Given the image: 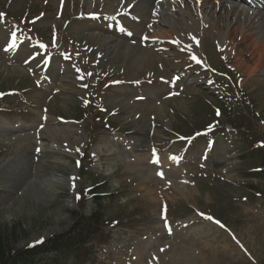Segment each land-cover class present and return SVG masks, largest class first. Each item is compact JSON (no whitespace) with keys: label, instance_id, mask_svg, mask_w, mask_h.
<instances>
[{"label":"rangeland","instance_id":"obj_1","mask_svg":"<svg viewBox=\"0 0 264 264\" xmlns=\"http://www.w3.org/2000/svg\"><path fill=\"white\" fill-rule=\"evenodd\" d=\"M33 6L23 0H0V8L25 22L29 21L23 15ZM136 6L140 16L149 17L148 6ZM223 8L210 10L208 7L206 12L214 16L213 20L223 18L220 23L226 29L232 14ZM233 18L231 25L238 32L229 46L239 47L237 58L244 63L241 68L234 64V69L242 72L241 85L248 95L243 105V99L237 105L236 96L232 95L233 100L230 97L221 104L219 115L220 104L210 90L211 76L204 70L198 75L199 78L204 76L202 84L194 85V79L191 80L181 96L164 100L160 107L146 108L136 122H128L130 114L121 110L117 115L116 112L109 113L110 117L121 120V130H107L101 137L106 127L100 130L97 127L94 133L99 140L90 149L95 164L87 171L98 176L87 173L81 180L78 161L85 153L90 135L85 121L72 118H78L80 112L76 105L86 101L84 94L90 93V85L93 88L96 84L97 71L109 75L123 72L128 77L142 76L143 79L155 74L171 76L174 67L167 58L177 56L179 50L189 49L180 42L186 35L195 40L203 38L200 46H195L209 57L208 69L225 71L227 64L235 61L230 60L224 49L215 47L219 33L209 31V28L201 34L200 31L191 32L193 26L188 24V18L186 24L180 18L175 24L178 33L174 41L178 46L163 45L169 52L157 48V42L151 45L152 48H142L139 43H128L125 47L109 43L104 59H101L95 53L100 51L92 50L90 40L82 35L85 30H81V34L65 27L62 31L67 43L72 39L79 42L86 39L84 52L76 56L73 70L65 65L60 73L59 70L50 73L53 81L41 91L44 95L34 88L40 79L33 71L35 61L22 64L27 54L13 61V55L7 57L0 45V108L8 109L3 112L6 117L0 114V223L19 227L18 247L67 229L72 224L74 210L81 208L83 213L90 214L99 209L108 223L121 222L110 224L109 232L105 233H110L107 236L110 240L103 245L96 244V254L87 264H264V181L250 177L253 169L259 167V157L250 159L247 154L252 147H261L257 149L258 156L264 152V125H261V121L264 122V73L248 74L247 68L257 67L259 61L249 36L241 39L244 31L263 38L259 35L264 29L258 31L253 27V21L241 26V22ZM52 22L54 19L42 21ZM42 23L38 22L37 28ZM152 28L154 37L150 38L158 41L156 35L162 34L163 29L158 25ZM170 30L175 36V31ZM55 32H48L46 37ZM2 35L0 32V37ZM164 37L169 40V36ZM219 76L228 81L222 74ZM17 89L26 90L25 95L28 94L19 98ZM12 90L17 93L9 95ZM94 101L98 98L93 97L92 103ZM110 101H114L113 96L106 102ZM237 106L250 115L256 107L260 116L245 121L240 119L236 123H246V127L255 130L260 138L245 131L243 134L235 132L237 136L223 131L231 130ZM134 108L141 109L140 106ZM22 110L23 113L25 110L33 112L32 122L22 124L25 121L20 118L21 114L15 115ZM150 113H154L153 119L149 118ZM215 115L218 120H214ZM149 119L156 122L155 128L148 127ZM33 122L37 123L33 125ZM137 122L144 126H136L139 125ZM212 125L209 133L196 132ZM136 129L146 130L149 134L152 131L153 144L136 138L133 134ZM203 133L207 136L197 138L193 143L179 140L183 134L192 137ZM205 141L214 142L207 147ZM158 157L160 161L156 162ZM96 181L107 183L106 191L114 193L112 198L99 205L86 197L78 202L79 188L83 193L82 186H90ZM220 220L225 224H220Z\"/></svg>","mask_w":264,"mask_h":264},{"label":"trees","instance_id":"obj_2","mask_svg":"<svg viewBox=\"0 0 264 264\" xmlns=\"http://www.w3.org/2000/svg\"><path fill=\"white\" fill-rule=\"evenodd\" d=\"M253 157L255 155L253 154ZM261 168L254 174L264 178V156H259ZM96 203L101 202L95 195ZM71 226L35 245L18 247L20 229L0 223V264H85L93 254V242L104 232V216L99 211L89 215L74 212Z\"/></svg>","mask_w":264,"mask_h":264},{"label":"bare ground","instance_id":"obj_3","mask_svg":"<svg viewBox=\"0 0 264 264\" xmlns=\"http://www.w3.org/2000/svg\"><path fill=\"white\" fill-rule=\"evenodd\" d=\"M229 3H232V2H228V4ZM231 6H232V4L229 6V9L228 10H230V11H228V12H233L234 11V9H233V6H232V8H231ZM209 8H211V7H209ZM212 9V8H211ZM210 9V10H211ZM224 9V8H223ZM227 9V8H226ZM213 10V9H212ZM236 10V9H235ZM208 11V10H207ZM225 11V10H224ZM238 11V10H237ZM240 15V14H239ZM226 16V15H225ZM214 17V16H213ZM217 17V16H216ZM215 17V18H216ZM193 21H195V22H198L199 24H200V21L199 20H196L195 18H191ZM204 19H205V22L206 23H210V24H212V27H219V26H221V21H222V19L223 18H221V21H219V19H217L216 21H217V23H215V21H211V22H208L207 20H206V16L204 15ZM230 19H232V18H230ZM234 19V18H233ZM211 20V19H210ZM166 22H168V21H166ZM237 23V22H236ZM251 24V23H250ZM251 28V27H250ZM191 29V28H190ZM252 30V29H251ZM230 31V29L227 31V38H229L228 37V32ZM230 34H231V32H230ZM219 36V35H218ZM260 36H263V38H261V37H257V38H255V37H250V40H253L252 41V43H254V44H252V45H254L253 47H252V49H253V53L258 57V61H259V65L257 66V67H255V68H249V73H253V72H255V70H257L258 68H262V67H264V35L263 34H261Z\"/></svg>","mask_w":264,"mask_h":264},{"label":"snow or ice","instance_id":"obj_4","mask_svg":"<svg viewBox=\"0 0 264 264\" xmlns=\"http://www.w3.org/2000/svg\"><path fill=\"white\" fill-rule=\"evenodd\" d=\"M4 14L3 13H0V17H2ZM145 39H147V37H145ZM10 47H15V44L13 43L12 45H10ZM41 47H44L43 45H41ZM5 50H9L8 48H6ZM192 59H196V57L195 56H192ZM46 62V61H45ZM82 78V77H81ZM218 111V110H217ZM218 114H219V112H218ZM211 127V126H210ZM172 159H176V157H171ZM160 175L162 176L163 174L162 173H160ZM201 215H204L203 213H200ZM164 219H165V222L167 221V218H166V215L163 217ZM207 219H209V220H211V219H213L212 217H206ZM216 223L217 224H219L220 222L219 221H216ZM165 226L167 227L168 225H167V222L165 223ZM221 226H223V225H221Z\"/></svg>","mask_w":264,"mask_h":264}]
</instances>
